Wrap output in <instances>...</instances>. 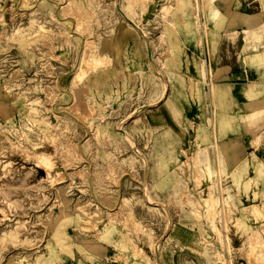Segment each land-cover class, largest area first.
<instances>
[{
	"label": "rangeland",
	"instance_id": "374dc122",
	"mask_svg": "<svg viewBox=\"0 0 264 264\" xmlns=\"http://www.w3.org/2000/svg\"><path fill=\"white\" fill-rule=\"evenodd\" d=\"M212 1L0 0V264H264V104L243 121L214 117L208 144L172 115L180 152L164 162L143 112L123 124L163 88L149 62L109 98L115 28L143 26L171 81L188 63L181 30L207 33ZM221 1L227 71L264 51V0L241 22ZM198 64L195 91L209 87Z\"/></svg>",
	"mask_w": 264,
	"mask_h": 264
},
{
	"label": "crops",
	"instance_id": "0c3cea01",
	"mask_svg": "<svg viewBox=\"0 0 264 264\" xmlns=\"http://www.w3.org/2000/svg\"><path fill=\"white\" fill-rule=\"evenodd\" d=\"M258 6L257 0H235L230 11L233 8L237 14V21L241 22L244 17H256L259 14ZM254 9L256 10L253 11ZM227 12L228 7L223 1L213 0L211 11H206L204 17L207 33L204 31V26L201 29L202 35L194 30L193 32L181 30L178 41L182 42L188 63L181 62V77L177 76L171 81L166 80V90L155 87L149 104L144 107L153 103L151 100L154 96L158 97L155 98V102H160V105L142 111L145 120L154 131V158L163 159L166 162L167 157L178 156L180 152L179 143L174 137L178 128L171 118L172 115L176 114L179 117L181 124L189 130L193 141L208 144L212 137L214 117H225L227 111H231L228 115L229 119L233 117L243 121L244 118H249L261 104H264V51L250 54H243L241 51L237 64H233L234 69L225 70L226 43L225 38L219 35L223 34L226 28L222 20L226 19ZM135 26L130 30L124 25H119L109 37V98L115 94L124 93L119 78L138 77L142 71H146L148 57L146 43L141 36V32L145 33V28L140 24ZM243 27L242 25L241 28ZM241 40H238L239 46L243 45ZM261 45L264 47V41ZM199 62H204L209 87L204 88L199 85L195 91L189 89L188 78L194 80L199 77L201 69ZM155 64L157 67L156 60ZM172 74V71L168 72V76ZM211 76L218 78L213 82L214 84L210 81ZM225 78L228 80L226 81ZM189 123L192 124L191 128ZM224 141L226 142L227 139ZM251 153L254 154L255 150ZM174 236L185 239L192 237L189 231H181ZM174 258L171 257L170 261L162 258L159 259V263L177 264L178 259Z\"/></svg>",
	"mask_w": 264,
	"mask_h": 264
},
{
	"label": "bare ground",
	"instance_id": "6f19581e",
	"mask_svg": "<svg viewBox=\"0 0 264 264\" xmlns=\"http://www.w3.org/2000/svg\"><path fill=\"white\" fill-rule=\"evenodd\" d=\"M117 10H119L120 11V13L122 14L123 12H122V10L121 9H117ZM118 12V11H117ZM120 14V15H121ZM125 17V16H124ZM126 21V20H125ZM129 21V20H128ZM128 23V25H130L131 27H136L134 24H133V22H131L130 21V23L129 22H127ZM138 26V25H137ZM141 36H142V38L145 40V43H146V51H147V56H148V62H149V65L151 66V68L155 71V73H156V75L158 76V78L160 79V81L162 82V84H163V89L164 90H166L167 89V84H166V82L165 81H163V79L161 78V75H159L158 74V71H157V69H156V66H155V57H153L152 56V49H151V45H150V40H149V38L146 36V34L144 33V32H141ZM148 50H149V52H150V57H149V55H148ZM164 92V91H163ZM163 96V95H162ZM162 96H159V97H162ZM155 98H158L157 96H155ZM154 98V99H155ZM161 100V99H160ZM162 101V100H161ZM160 102H158V101H156V102H154V103H152L151 105H149L148 107H140L139 109H136L134 112H132L131 114H130V116H129V118L128 119H124V122H123V124L124 123H126L127 121H129L130 120V118H132L135 114H137V113H139V112H142V111H145V110H147V109H149L150 107H152L153 105H157V104H159ZM138 108V107H137ZM125 125V124H124ZM119 126H121V125H119ZM119 133H120V135L123 137V138H125L126 140H128V142L130 143V144H132V147H133V145H134V143H133V139L131 138V135L130 134H128L125 130H123L122 129V127L119 129ZM130 135V136H129ZM136 152L138 153V151L136 150ZM139 154V153H138ZM139 157V156H138ZM141 157V156H140ZM42 169V168H41ZM146 171V170H145ZM143 190H144V197H145V199L147 200V201H150V198H149V196H148V194H147V191L145 190V186L143 187ZM158 246H159V242H157L156 244H155V247H154V252H156L157 251V249H158ZM155 255V254H154ZM153 263H154V261H153ZM155 264H156V260H155Z\"/></svg>",
	"mask_w": 264,
	"mask_h": 264
},
{
	"label": "water",
	"instance_id": "95a60500",
	"mask_svg": "<svg viewBox=\"0 0 264 264\" xmlns=\"http://www.w3.org/2000/svg\"><path fill=\"white\" fill-rule=\"evenodd\" d=\"M148 55H149V57H150V52H149V50H148Z\"/></svg>",
	"mask_w": 264,
	"mask_h": 264
}]
</instances>
